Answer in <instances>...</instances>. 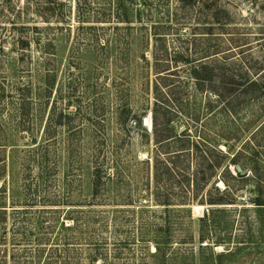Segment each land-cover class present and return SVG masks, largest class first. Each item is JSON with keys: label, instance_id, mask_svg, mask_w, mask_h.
Listing matches in <instances>:
<instances>
[{"label": "rangeland", "instance_id": "1", "mask_svg": "<svg viewBox=\"0 0 264 264\" xmlns=\"http://www.w3.org/2000/svg\"><path fill=\"white\" fill-rule=\"evenodd\" d=\"M187 2L191 9L181 8L179 0H0L1 262L62 264L49 256L47 247L68 234L70 207L164 211L152 200V167L141 163L154 149L151 125L143 124L144 118L151 119L147 109L153 101V25L165 29L172 23L167 42L176 43L177 27L184 38L205 40L202 49L211 37L206 29L224 33L219 38L223 44L230 33L245 39L246 55L262 59L264 0ZM214 14L223 19L220 24L210 20ZM214 83L219 85L218 78ZM231 100L230 94L201 93L185 110L201 115L206 132L222 150L242 146L239 205H227L225 240L213 245L211 264H264V207L254 203L264 201V106L261 100L234 101L229 105L233 118L224 111ZM128 109L142 118L148 136L142 137L131 119L121 130L119 113ZM183 129V124L176 127L177 132ZM234 133H240L238 140ZM104 144L123 147V178L109 183L103 193L107 202L86 209L93 204L94 152ZM230 170L234 173V166ZM218 187L222 189L220 183ZM204 209L197 203L170 207L173 212L191 210L195 236ZM127 226L122 225L124 230ZM95 228L100 238L116 240L113 222L106 230ZM212 231L220 235L217 226ZM236 245L239 250L222 256ZM108 249L104 264L123 263L114 260L110 245Z\"/></svg>", "mask_w": 264, "mask_h": 264}, {"label": "trees", "instance_id": "2", "mask_svg": "<svg viewBox=\"0 0 264 264\" xmlns=\"http://www.w3.org/2000/svg\"><path fill=\"white\" fill-rule=\"evenodd\" d=\"M179 2L181 8L191 9V1ZM210 16V20L217 24L223 20L215 14ZM136 18L140 20V13ZM153 26V101L147 111L151 115L154 149L141 163L152 167L155 182L152 200L165 209L157 213L142 206L132 210L115 209L109 213L101 210L77 211L70 207L68 220L71 224L66 226L68 234L47 247L49 256L59 258L62 264H83L84 259L87 261L85 264H104L109 256V245L112 257L121 260V264H211L213 245L225 240L223 232L227 226V205H239L236 203L239 201L237 191L243 183L244 174L236 172L235 167L239 166L242 170V146L225 145V150H222L218 141L206 132L201 115L185 110L201 93L208 96L215 93L219 98L230 94L232 100L224 110L228 117H233L229 105L233 106L234 101L241 104L261 100L260 104L264 106V37H261L263 43L259 45L262 59L257 61L243 51L245 45L242 42L245 39H234L230 33H226L229 39L223 44L219 38L224 33L215 35L210 33L212 29H206L208 33L205 34L211 37L207 47L202 49L201 42L205 40L196 39L195 35L184 38L179 35L177 27L174 42L178 45L167 42L166 37L171 34L167 32H172V23H168L165 29L158 27L162 26L160 24ZM170 46L176 48L172 53L169 52ZM197 56L200 57L193 59ZM208 58L213 61L205 62ZM215 78L219 80L218 86L214 83ZM129 119L141 129L142 137L148 136L142 126V118L139 119L129 109L119 113L121 130L127 129ZM178 124L184 125L181 132L176 130ZM233 136L238 140L240 133ZM122 149L120 145L97 146L91 181L93 204L86 209L98 208L107 202L103 197L105 189L109 183L116 184L123 178L125 169L120 163ZM231 166H234V173L230 170ZM219 183L222 189L218 187ZM145 188L150 189L148 185ZM192 203L205 207L197 220L196 236L191 231V210L170 211L172 206L189 207ZM254 203L257 207H264L261 198L255 199ZM112 222L113 238L116 237V240L110 243L108 239L96 235L95 226L100 225V231L101 226L106 230L108 223L112 225ZM123 224L128 225L127 230L123 229ZM215 226L219 229V236L212 231ZM2 242L0 239V247ZM233 250H239V246L226 249L222 256L231 254ZM26 252L27 248L24 254ZM37 255L40 256L39 253ZM0 264L5 263L0 261Z\"/></svg>", "mask_w": 264, "mask_h": 264}, {"label": "water", "instance_id": "3", "mask_svg": "<svg viewBox=\"0 0 264 264\" xmlns=\"http://www.w3.org/2000/svg\"><path fill=\"white\" fill-rule=\"evenodd\" d=\"M143 124H144L145 126H150V125H151V119H150V116H148V117H146V118L143 119ZM235 170H236V172H239V173H241L242 175L244 174V173L241 171V168H240L239 166H236V167H235Z\"/></svg>", "mask_w": 264, "mask_h": 264}]
</instances>
